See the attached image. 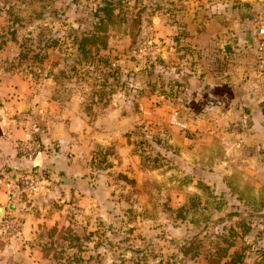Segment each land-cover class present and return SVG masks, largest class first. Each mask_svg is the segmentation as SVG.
Wrapping results in <instances>:
<instances>
[{
  "label": "rangeland",
  "instance_id": "rangeland-1",
  "mask_svg": "<svg viewBox=\"0 0 264 264\" xmlns=\"http://www.w3.org/2000/svg\"><path fill=\"white\" fill-rule=\"evenodd\" d=\"M213 1L0 0V80L16 76L27 81L31 95L76 103L90 120L114 110L121 122L120 134L105 146L110 157L99 166L104 168L96 183L103 189L101 211L93 210L92 202L84 209L70 200L54 220L43 216L31 236L43 241L37 250L47 258L41 264H227L234 254L240 264H264V150L229 154L224 148L236 143L223 142L219 130L214 136L185 135L188 145L215 141L211 165L166 154L162 113L171 103L167 107L161 98L158 72L151 70L156 78L135 85L149 62L161 60L149 37L154 19L164 16L166 26L176 21L169 11L192 14L208 10ZM236 2L229 7L236 9ZM105 7L112 12L101 23ZM94 33H104L105 49L93 52L94 62L77 65L78 40ZM13 178L4 185L16 184ZM198 182L209 191L197 189ZM192 195H199L195 211L177 216ZM38 208L32 211L40 216ZM5 210L2 216L23 229L24 218Z\"/></svg>",
  "mask_w": 264,
  "mask_h": 264
},
{
  "label": "crops",
  "instance_id": "crops-1",
  "mask_svg": "<svg viewBox=\"0 0 264 264\" xmlns=\"http://www.w3.org/2000/svg\"><path fill=\"white\" fill-rule=\"evenodd\" d=\"M234 1H237L236 9L229 7ZM208 6V10H193L196 14L188 9V14L169 11L175 14L176 21L166 26L164 16L154 19L149 37L157 43L154 48L161 60L149 62L146 70L137 74L140 78L135 80V85L156 78L151 74L156 69L162 86L161 98L167 107L171 103L166 114L162 113L166 116L162 120L167 123L162 134L166 141L164 152L174 151L175 158L182 155L199 164L203 159L211 165L216 160L211 149L215 141L203 147L188 145L187 133L207 137L220 130L224 133L223 142L228 138L236 143L235 148L223 147L229 154L240 152L243 156V151L264 150V109L255 67L258 30H264V0H214ZM10 90L15 93L12 98L7 96ZM140 92L134 93L139 96ZM50 101L39 94L31 95L27 81L16 76L0 80L2 214L9 204L6 178L14 177L16 185L27 183L33 169L41 171L44 177L36 193L26 192L19 202L12 204V210L7 208L13 215L24 218V227L14 234L16 237L0 241V264H41L47 257H42L40 248L37 250L43 241L31 237L33 227L45 215L50 214L53 220L59 217L67 207L66 202L72 200L80 208L92 202L96 206L92 209L101 211L98 197L103 189L96 183L104 168L99 166L110 157L106 148L120 134L121 122L114 110H106L105 115L90 120L76 103ZM23 108L27 111L20 114ZM174 132L180 135L179 139L174 138ZM28 139H36L42 145L33 164L26 162L16 148L20 141ZM38 206L42 207L38 208L40 216L32 211ZM84 209H80L82 214Z\"/></svg>",
  "mask_w": 264,
  "mask_h": 264
},
{
  "label": "built area",
  "instance_id": "built-area-1",
  "mask_svg": "<svg viewBox=\"0 0 264 264\" xmlns=\"http://www.w3.org/2000/svg\"><path fill=\"white\" fill-rule=\"evenodd\" d=\"M259 41L256 45V77L258 78L261 86L262 97L261 104L264 109V30H258ZM17 151L25 159L26 162L33 164L37 155L42 151L41 143L36 139H28L20 141L16 145ZM43 173L37 169H33L29 173V180L25 183L23 188H19L14 184L13 180H9L6 186V202L15 204L19 202L26 192L36 193L39 185L42 183ZM21 225L13 219L2 216L0 219V236L3 238H10L12 235L20 232Z\"/></svg>",
  "mask_w": 264,
  "mask_h": 264
},
{
  "label": "trees",
  "instance_id": "trees-1",
  "mask_svg": "<svg viewBox=\"0 0 264 264\" xmlns=\"http://www.w3.org/2000/svg\"><path fill=\"white\" fill-rule=\"evenodd\" d=\"M102 11L104 12V17L100 19L101 23L105 21L104 19H109V16L111 15L112 12L111 10H109V8L106 7L103 8ZM103 34L104 33H94L91 35H82L83 37H81L77 43V53H78L77 65L89 64L96 60L94 55L95 54L97 55L98 52L105 49L106 47V41H105L106 38L103 36ZM74 40L76 39L74 38ZM93 52H95L94 55ZM196 188L200 189L201 191H207V190L209 191V189L205 187V185H203L202 183L200 184L199 182L197 183ZM198 196L199 195H192L188 197L187 201L182 205V207H180L177 210L176 213L177 216L183 215L186 212H189L190 210L195 211L194 209H196L198 203V201L196 202V200L199 199ZM208 197L206 198V203ZM186 204H188V206H185ZM222 258H225V256ZM240 263H241V258L237 254H234L227 264H240ZM212 264H221V260L213 261Z\"/></svg>",
  "mask_w": 264,
  "mask_h": 264
},
{
  "label": "water",
  "instance_id": "water-1",
  "mask_svg": "<svg viewBox=\"0 0 264 264\" xmlns=\"http://www.w3.org/2000/svg\"><path fill=\"white\" fill-rule=\"evenodd\" d=\"M7 208L9 209V210H12L13 209V205L12 204H8L7 205ZM2 209H0V217H2Z\"/></svg>",
  "mask_w": 264,
  "mask_h": 264
}]
</instances>
